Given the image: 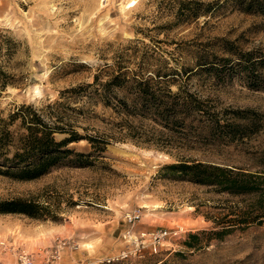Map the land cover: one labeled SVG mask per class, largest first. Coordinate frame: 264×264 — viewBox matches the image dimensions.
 <instances>
[{"label": "rangeland", "instance_id": "rangeland-1", "mask_svg": "<svg viewBox=\"0 0 264 264\" xmlns=\"http://www.w3.org/2000/svg\"><path fill=\"white\" fill-rule=\"evenodd\" d=\"M157 2L0 0V69L4 73L0 79L10 81L0 89L1 116L20 103L38 106L58 100L59 91L89 83L99 71L100 80L105 78L102 70L116 67L149 74L165 60L166 67L179 73L176 83L206 99V107L219 112L222 119L231 118L230 110L248 111L247 119H234L248 123L247 134L231 140L195 138L191 133L189 140H182L169 135L171 144H162L168 135L165 130L149 118H131L130 124L140 127L146 142L124 135L122 140L112 138L91 165L61 166L33 180L0 175V200L32 198L46 205L52 217L0 214L1 264H10L16 250L34 255L57 239L75 243V249L62 253L66 264H264V217L257 218L259 223L237 222L239 215L264 214V209L254 206L255 195L216 192L211 186L157 173L160 166L181 156L264 177V90L248 88L238 75L217 80L206 74L186 78L181 72L192 66L195 55L209 48L206 42L218 45L220 38L231 41L236 49L264 55V26L260 28L259 17L229 7L208 19L168 26L172 15L164 10L165 1L160 8ZM175 87L171 85L172 90ZM84 101L68 100L70 105L84 104L86 110V118H76V125L87 127L89 133L120 137L123 132L109 123L119 117ZM159 130L165 133L160 138ZM61 137L55 134L56 139ZM68 147L88 150L85 141ZM263 191L264 180L256 193ZM135 210L140 217L132 225V238L158 229L176 234L154 247L144 239L135 251L122 239L127 227L124 216ZM227 219L233 221L225 223ZM213 220L230 224L229 232L215 238L211 232L221 226ZM191 233L196 237L188 247L184 241ZM122 250L127 257L116 259ZM105 259L111 260L106 263Z\"/></svg>", "mask_w": 264, "mask_h": 264}, {"label": "trees", "instance_id": "trees-1", "mask_svg": "<svg viewBox=\"0 0 264 264\" xmlns=\"http://www.w3.org/2000/svg\"><path fill=\"white\" fill-rule=\"evenodd\" d=\"M160 8L165 1L164 10L172 15L167 25L196 20L199 17L212 16L217 10L225 7L260 18V28L264 26V0H157ZM217 40V39H216ZM219 44L206 42L209 48L193 57L192 66L182 69L186 78L192 75L206 74L214 79H230L240 76L245 85L253 90H264V55L257 50H240L233 47L231 41L220 38ZM205 44V45H206ZM223 52L224 55H221ZM150 71L132 72L121 67L105 71V78L99 79L97 72L92 81L77 84L59 91L58 100H52L34 106L17 104L5 117L0 113V175L10 179L25 181L37 179L54 168L61 166L85 167L92 164L102 154L111 139L127 138L146 142L140 127L130 124V119L138 121L149 118L168 135L161 139L162 144H171L169 135L182 140H189V133L195 138L209 136L211 139L243 136L247 124H239L234 119H247L248 111L230 110L231 118L222 119L219 112L206 107V99L176 83L178 71L166 67V61ZM107 67V66H106ZM165 68V69H164ZM180 72V71H179ZM4 74L0 69V75ZM10 81L0 79V89ZM175 84L174 90L171 85ZM85 98V103L99 104L110 113L119 117L117 122H109L120 137L107 133H89L87 127L76 125V118L85 117L84 104L68 102L70 99ZM249 126V125H248ZM80 131H79V130ZM55 134H61L60 139ZM163 134L158 131L156 136ZM188 136V137H187ZM203 138V137H202ZM85 141L88 150L77 151L69 148L73 142ZM163 147V146H162ZM161 149V148H160ZM168 154L169 150L164 149ZM158 174L165 178L185 180L194 184L211 186L216 192L230 195L253 194V203L258 209H264V191L256 193L257 186L264 177L256 173L239 171L231 167L202 162L189 157H177L175 162L159 167ZM257 195V196H256ZM46 205L39 204L32 198H10L0 200V214L16 213L31 218L52 217ZM238 216V223H259L257 218ZM257 220V221H255ZM233 219H227L225 223ZM220 229L212 231L215 238L229 232L230 224L219 225ZM195 233L187 235L184 244L191 247L190 240ZM163 264V263H161Z\"/></svg>", "mask_w": 264, "mask_h": 264}, {"label": "built area", "instance_id": "built-area-1", "mask_svg": "<svg viewBox=\"0 0 264 264\" xmlns=\"http://www.w3.org/2000/svg\"><path fill=\"white\" fill-rule=\"evenodd\" d=\"M140 217L137 210L124 216V222L126 223V229L122 234V239L129 243L135 251H139L142 247L144 239H148L152 247L159 243L162 239L168 235H175L176 231H167L165 229H158L148 233H139L132 238L131 228L133 223ZM68 248L75 249V243L69 239H57L50 246L40 249L34 255L24 250L14 251V259L10 264H66L62 260L63 251ZM127 252L122 250L116 259H124L127 257ZM111 259H105L108 263ZM1 264V262H0ZM73 264H83L80 261L74 262Z\"/></svg>", "mask_w": 264, "mask_h": 264}]
</instances>
